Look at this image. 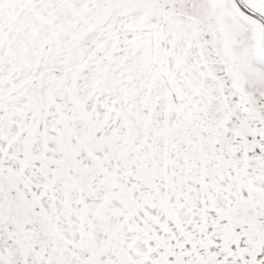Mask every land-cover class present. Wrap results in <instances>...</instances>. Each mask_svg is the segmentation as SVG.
Here are the masks:
<instances>
[{"label":"snow or ice","instance_id":"snow-or-ice-1","mask_svg":"<svg viewBox=\"0 0 264 264\" xmlns=\"http://www.w3.org/2000/svg\"><path fill=\"white\" fill-rule=\"evenodd\" d=\"M0 264H264V0H0Z\"/></svg>","mask_w":264,"mask_h":264}]
</instances>
